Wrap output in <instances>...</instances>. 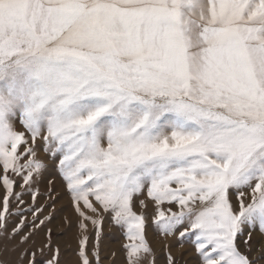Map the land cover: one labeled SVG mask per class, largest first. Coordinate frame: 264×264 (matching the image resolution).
Returning <instances> with one entry per match:
<instances>
[{"label": "snow or ice", "instance_id": "snow-or-ice-1", "mask_svg": "<svg viewBox=\"0 0 264 264\" xmlns=\"http://www.w3.org/2000/svg\"><path fill=\"white\" fill-rule=\"evenodd\" d=\"M40 151L79 264H102L106 218L126 264H157L150 227L200 264H264V0H0V264H61Z\"/></svg>", "mask_w": 264, "mask_h": 264}, {"label": "rangeland", "instance_id": "rangeland-1", "mask_svg": "<svg viewBox=\"0 0 264 264\" xmlns=\"http://www.w3.org/2000/svg\"><path fill=\"white\" fill-rule=\"evenodd\" d=\"M38 155L48 164V171L42 177L41 182L35 186L42 195L37 198L34 206H45V211L43 215H40V219H43L49 213H52L54 216L50 222H46V225L42 226L40 237H43L44 231L47 228H51L53 238L61 247V264H79L77 256L78 229L75 224V213L72 209L71 200L56 167L49 161L48 154L40 151ZM50 190H52L53 198L56 200L54 209L46 207L52 203L47 196ZM24 199L28 205H32L33 202L30 195H26ZM26 215L28 220L31 221V214L26 213ZM66 218L68 221H72V223H67ZM15 219L18 221L19 217ZM11 226L14 225H10L9 231L11 230ZM148 239L157 254V264H166V255L168 252L173 255L176 264H200L194 246L190 242L181 241L178 236L163 237L150 227L148 230ZM17 242L18 238L16 240H10L6 237H0V259L14 260L15 254L11 252V248ZM125 242L122 231L111 222L110 218H106L103 224V236L101 240L102 264H126L125 252L122 247ZM114 253L115 255H113Z\"/></svg>", "mask_w": 264, "mask_h": 264}]
</instances>
